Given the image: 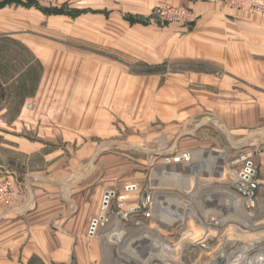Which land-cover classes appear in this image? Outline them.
I'll return each mask as SVG.
<instances>
[{"label": "rangeland", "instance_id": "rangeland-1", "mask_svg": "<svg viewBox=\"0 0 264 264\" xmlns=\"http://www.w3.org/2000/svg\"><path fill=\"white\" fill-rule=\"evenodd\" d=\"M11 1L20 8L15 13L22 19L20 31L38 34L40 44L53 51L50 64H88L93 71L108 72V78L82 84L77 69L64 85L39 89V63L19 42L1 38L0 64L11 67L4 87H20L29 79L27 72L39 76L33 92L30 87L11 91L14 96L31 94L20 106L14 96L0 103V178L16 192L15 180L45 171L46 159L60 158L55 167L65 168V159L92 145L99 153L105 192L118 196L135 184L131 200L145 192L151 196L145 211L101 238L103 264H230L224 254L235 247H240L236 264H264V131H258L264 122L229 130L214 116L230 103L214 96L227 86L193 76L213 71L211 65L174 57L170 37L181 27L156 22L153 8L161 0H136L134 6L120 0L119 20L102 18L80 0H60L55 7ZM128 10L135 16L125 20ZM53 92L60 93L59 99H51ZM21 140L35 144L37 151L21 153ZM248 163L255 188L245 196L234 182ZM94 167H85V174H95ZM119 219L111 211L103 224L110 228ZM204 221L217 226L200 238ZM252 239L258 251L243 255ZM157 247L172 248L168 262L157 256ZM131 249L141 259L131 256Z\"/></svg>", "mask_w": 264, "mask_h": 264}, {"label": "crops", "instance_id": "crops-1", "mask_svg": "<svg viewBox=\"0 0 264 264\" xmlns=\"http://www.w3.org/2000/svg\"><path fill=\"white\" fill-rule=\"evenodd\" d=\"M127 1L128 6L136 5V0ZM161 1L178 5L175 0ZM80 3L95 9L104 19H120V0H80ZM18 7L11 0H0V39L19 42L41 65L39 89L45 84L64 85L77 69L82 84H90L89 78L94 77L106 81L108 72H98L101 68L93 71L94 67L88 64H50L53 51L40 44L39 35L24 34L17 27L18 20L22 21L20 16H15L20 10ZM190 7L197 16L196 23L188 30L176 28L178 33L170 37L175 40L174 57L211 65L213 71L193 72V76L227 86L214 95L216 100L230 102L214 112L225 127L231 130L236 125L262 124L264 17L206 2ZM126 13H123L124 19L135 16L131 10ZM59 94L53 92L50 97L57 100ZM39 96L37 93V98ZM231 101L241 104L233 106ZM233 110L239 114L234 116ZM249 111L254 114L248 116ZM233 117L237 122H233ZM258 131H264V126ZM18 147L26 155L37 151L35 144L26 140L18 142ZM61 160L46 159L45 171L28 173L22 175L20 181L15 180L16 200L0 211V264H103L101 238L105 239L107 230L129 224L119 219L109 228V223L103 222L94 235L89 236L90 222L97 217L105 195L104 172L98 167L99 153L92 145H85L76 156L64 160L65 168L55 167ZM90 165L95 166V174L87 175L85 167Z\"/></svg>", "mask_w": 264, "mask_h": 264}, {"label": "built area", "instance_id": "built-area-1", "mask_svg": "<svg viewBox=\"0 0 264 264\" xmlns=\"http://www.w3.org/2000/svg\"><path fill=\"white\" fill-rule=\"evenodd\" d=\"M30 1L47 6H59L60 0H20ZM178 5H173L165 1L158 2L153 8V17L161 26L177 25L186 30L190 29L196 23L197 16L191 4L206 2L209 4H218L224 7L247 12L259 17H264V0H175ZM254 171L251 163L239 172L237 176L236 187L245 196H249L255 188L253 183ZM137 191V185H126L123 194L116 196L115 192L107 191L103 197L101 207L96 218L92 219L88 228V235L93 236L97 227L106 221L109 212H115L120 220L124 221L127 217L137 215L145 211L151 203V196L147 192L142 193L134 204L131 200L132 194ZM17 197L11 182L7 179L0 178V211L4 210ZM116 200L113 204L112 201Z\"/></svg>", "mask_w": 264, "mask_h": 264}, {"label": "trees", "instance_id": "trees-1", "mask_svg": "<svg viewBox=\"0 0 264 264\" xmlns=\"http://www.w3.org/2000/svg\"><path fill=\"white\" fill-rule=\"evenodd\" d=\"M39 65V64H37ZM40 66V69L42 71V67L41 65ZM10 64H0V103L2 102H9L10 99H11V96H14L11 93L12 92H25V89L27 87H30V91L33 92L35 89H36V86H37V82H38V76L39 75H34L32 74V72H27L26 74L29 76L28 78L29 79H26V81L22 82V83H19L18 85H20V87H14V88H6L4 87L5 84L7 83V81L9 80L8 78V73H9V69H10ZM34 76V78L32 77ZM31 94H28V95H23V94H18V95H15L14 98H12L13 101H17V104L18 106H20L26 97H30Z\"/></svg>", "mask_w": 264, "mask_h": 264}, {"label": "bare ground", "instance_id": "bare-ground-1", "mask_svg": "<svg viewBox=\"0 0 264 264\" xmlns=\"http://www.w3.org/2000/svg\"><path fill=\"white\" fill-rule=\"evenodd\" d=\"M239 183V182H237V177H236V180H235V182H234V186H236L237 184ZM99 215V214H98ZM212 219V218H211ZM215 220V219H214ZM217 221V220H216ZM215 221V222H216ZM207 223L206 225H205V223ZM204 222H202V230H201V233H198L197 232V235H200L201 237L200 238H202V237H205V234L207 233L206 232V229H208V227H211V226H217V223H214V224H211V223H208V222H206V221H204ZM207 226V227H206ZM247 230H252V231H256V229L254 230V228H252L251 226H249L248 228H247ZM113 230H109L108 231V234H107V236L106 237H109V235H110V233L112 232ZM203 234H204V236H203ZM191 237H193V235H196L195 234V231H192L190 234H189ZM188 237V236H187ZM256 238V237H255ZM259 238V237H258ZM260 239V238H259ZM256 239H252V240H250L252 243L250 244V245H248L249 247H248V252H246V253H242L243 255L245 254L246 256H248L250 253L252 254V253H255V252H257L258 251V249L256 248V245L257 244H253V242L255 241ZM251 246V247H250ZM247 247V246H246ZM173 249L175 248V246H173L172 247ZM172 248L170 249V248H167V247H157V256L158 257H160V259L161 260H163L162 262H168V259L170 258V256H171V254H172V252H173V250H172ZM136 249V248H135ZM238 249H240V247H235L234 248V252H232V253H228V254H224L226 257H224V258H226V259H224L226 262H228V261H230V264L232 263V264H236V261H235V259H237L238 258V256L236 255L235 256V254L238 252ZM243 249V248H242ZM245 250V249H244ZM239 253V252H238ZM128 254V253H127ZM130 254H131V256L133 255V257H135V258H140L141 257V255H136V250H135V252H134V250H132L131 249V251H130ZM155 254V253H154ZM145 257V256H144ZM141 259V258H140ZM145 259V258H144ZM151 259H152V257H148L147 258V260H146V262L147 263H149L150 261H151ZM166 259H167V261H166ZM171 259V258H170ZM222 260V259H221ZM234 260V261H233ZM174 261V260H173ZM229 263V262H228ZM255 264V263H254Z\"/></svg>", "mask_w": 264, "mask_h": 264}]
</instances>
